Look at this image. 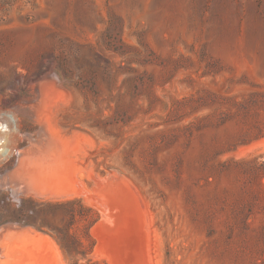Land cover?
<instances>
[{"label":"rangeland","instance_id":"374dc122","mask_svg":"<svg viewBox=\"0 0 264 264\" xmlns=\"http://www.w3.org/2000/svg\"><path fill=\"white\" fill-rule=\"evenodd\" d=\"M121 263L264 264V0H0V264Z\"/></svg>","mask_w":264,"mask_h":264},{"label":"trees","instance_id":"16d2710c","mask_svg":"<svg viewBox=\"0 0 264 264\" xmlns=\"http://www.w3.org/2000/svg\"><path fill=\"white\" fill-rule=\"evenodd\" d=\"M78 203L80 205V210L79 212L76 211L75 209H73L72 207ZM48 206L54 208L55 210H59V209H63L64 207H68L66 210V213L69 217V223L68 225L61 229L60 231H58L59 233L56 235V239L58 240L59 244L61 245L64 253L66 255H70L73 252L72 248H79L82 247V243L81 240L78 236V234L73 231V226L79 221L78 218H83L84 216V212H89L91 211V209H88L86 207H84L81 202H65V203H49ZM25 209L22 206L20 212L21 214L24 213ZM24 216V217H23ZM23 218H26L25 215H22L21 217H19L18 221L22 222L21 220H23ZM25 224L30 225V221L29 219L24 221ZM96 223V220L91 219L88 221L87 225L85 226V231L87 236L89 237V232L90 229L92 228V226Z\"/></svg>","mask_w":264,"mask_h":264},{"label":"bare ground","instance_id":"6f19581e","mask_svg":"<svg viewBox=\"0 0 264 264\" xmlns=\"http://www.w3.org/2000/svg\"><path fill=\"white\" fill-rule=\"evenodd\" d=\"M114 181V180H113ZM107 199V198H106ZM110 210V209H109ZM124 223V222H123ZM127 223V222H126ZM100 233V232H99ZM106 234V233H105ZM120 248V247H119ZM114 254V253H113ZM122 264V263H121ZM129 264V263H128Z\"/></svg>","mask_w":264,"mask_h":264}]
</instances>
